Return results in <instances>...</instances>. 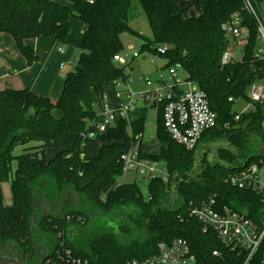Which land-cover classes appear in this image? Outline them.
Listing matches in <instances>:
<instances>
[{"label": "trees", "instance_id": "trees-1", "mask_svg": "<svg viewBox=\"0 0 264 264\" xmlns=\"http://www.w3.org/2000/svg\"><path fill=\"white\" fill-rule=\"evenodd\" d=\"M138 1L151 36L131 25L134 0H0V32L14 37L29 64L39 57L28 39L46 36L54 40L29 87L0 90V238L30 243L33 205L47 202L54 211L69 191L74 204V193L78 195L80 208L65 206L56 216H47L41 210L39 231L47 237L64 232L63 238L75 253L93 264L143 261L158 253L160 242L176 237L186 238L200 261L221 264L213 250L228 251L226 246L213 231L205 233L201 221L188 216L187 206L190 201L201 203L216 195L219 203L247 212L259 223L264 217V205L256 192L226 182L231 172L259 160L253 150V133H259L264 141L260 112L239 113L234 108L239 98L247 96L251 85L264 78V59L256 55L257 21L247 8L249 1L262 12L264 0H206L203 12L195 17H185L176 0ZM235 15L249 36L243 58L223 64L222 55L233 38L225 26ZM73 18L87 26L81 52L74 70L65 75L60 97L53 101L38 95L34 87L51 53L68 43ZM125 33L141 38V50L150 53L167 46L168 51L162 54L166 66L181 63L187 77L207 93L219 124L204 133L200 142L231 140L237 154L219 148L220 156L233 161L230 165L203 162L198 169L196 148L189 150L176 142L160 113L156 117V137L163 146L159 154L146 156L164 164L168 182L161 177L149 180L148 198L139 183H118L117 177L123 174L122 155L145 132L146 105L132 113L130 124L119 120L101 134L98 153L87 155L88 134L97 130L93 123L98 114L95 96L103 100L113 81L130 78L127 66L114 61V56L125 50ZM19 146L23 151L16 154ZM49 148L55 149L53 156L47 155ZM236 158L245 161L238 163ZM4 182H10V204H5ZM95 213L122 216L129 224L119 226V231H91L87 224ZM79 217L83 221H78ZM135 230L137 236L132 237ZM118 232L131 238L123 242ZM52 248L48 247V254Z\"/></svg>", "mask_w": 264, "mask_h": 264}, {"label": "built area", "instance_id": "built-area-1", "mask_svg": "<svg viewBox=\"0 0 264 264\" xmlns=\"http://www.w3.org/2000/svg\"><path fill=\"white\" fill-rule=\"evenodd\" d=\"M90 2L92 3L93 0ZM247 8L257 21L258 40L264 44V15L249 1H247ZM225 27L234 39L245 40L249 36L248 30L244 29L243 22L237 15ZM167 51L168 47L165 45L157 48L160 54ZM139 55L140 52L137 50L133 53L123 51L114 56V61L119 65L129 66L132 59ZM232 55L230 49L226 50L222 55V63H229L233 59ZM256 55L264 59V47L263 49L256 48ZM168 69L171 73L168 80L162 77L158 81H153L148 76H141L139 81L146 84V90L134 91L130 87L133 78L127 81H113L116 88L115 104L111 106L108 103L106 94L102 103L96 104L98 114L93 123L97 130L90 132L88 137L93 139L96 135L106 133L111 127L116 126L119 120H125L130 124L132 113L137 108L146 105L149 109L152 108L156 117L162 113L165 127L176 142L189 150L196 148L203 134L218 126V113L211 107L207 93L196 82L188 77L184 80L178 78V71L183 69L181 63H176ZM263 80L264 78L251 85L248 108L242 112L259 111L260 119L264 124ZM143 138L144 134H141L140 139H137L130 150L122 155L123 172L135 171L149 180L161 177L168 182L169 175L164 164L149 158L143 152ZM226 182L238 189L256 192L264 205V157L231 172ZM187 210L189 217L203 223L205 233L213 231L218 240L230 251L218 248L213 250V256L219 258L221 264H264V217L259 223L247 212H241L229 205L219 203L216 195H211L201 203L190 201ZM68 219H72V216H68ZM78 221L83 220L79 217ZM63 235L64 232L58 234L60 240L51 249V254H48L45 264H93L89 258L76 254ZM129 263L207 264L198 259L189 241L183 237H176L169 242H160L157 254L143 261L133 260Z\"/></svg>", "mask_w": 264, "mask_h": 264}, {"label": "rangeland", "instance_id": "rangeland-1", "mask_svg": "<svg viewBox=\"0 0 264 264\" xmlns=\"http://www.w3.org/2000/svg\"><path fill=\"white\" fill-rule=\"evenodd\" d=\"M261 11L264 15V3L261 5ZM76 20V18L72 19V22ZM79 20V19H77ZM81 22V21H78ZM131 25L133 28L137 29L138 31L142 32L146 36H151V28L148 22V19L146 17V14L144 13L140 2L138 0H134V6H133V18L131 20ZM122 39L125 44V50L126 52H131L137 50L140 52V55L136 58H133L132 63L126 67V71L130 74V79H132L130 83V87L134 91H141L146 90L147 86L145 83H142L139 81V78L141 76H148L153 81H158L162 77H165L167 80L169 79L171 73L166 66L167 60L166 58L160 54V53H150L145 50H141V44L142 39L139 37H135L130 33H125L122 36ZM245 40L242 39H233L230 40L229 49L232 51V57L234 60H241L243 58L244 53V43ZM133 45V46H131ZM63 47H67V45H64ZM264 44L260 41L257 43V49H263ZM76 48V53L74 60L71 64L67 65L65 68L66 74L69 71L74 70V66L78 62V57L80 55L81 49L80 47L74 46ZM187 77V73L185 70H179L178 71V78L181 80H184ZM264 83V80H263ZM115 91L116 88L114 85L110 86L108 90L106 91V99L110 104H113L115 101ZM248 95H250V89L247 90V96L239 98L235 103V110L237 112L245 111V109L248 108ZM95 103L97 105H100L102 103L101 98H96ZM156 116L153 114L152 108L149 109L148 117H147V125L144 132V138H143V144L142 148L144 151L148 153H160L162 149V142L159 141L156 137ZM252 139L254 140L252 142L253 144V150H256L259 144L262 142V137L259 133H253ZM102 143V135H96L93 139L89 140L87 143V154L88 156H95L98 153V149ZM227 148L232 150L237 154V148L234 146L233 142L231 140H228L227 138H216V139H209V140H203L199 142V144L196 147V161H197V168L200 169V166L203 164V162H207L210 164H224V165H230L231 161L228 158H224L223 156H220L219 154V148ZM23 151V147L19 146L15 149L16 154H20ZM47 155H52V149H47ZM54 155V153H53ZM52 155V156H53ZM237 162L244 163V159L236 158ZM16 163H14V166ZM118 183H132L137 182L141 186L145 198L149 197L148 192V183L149 179L144 177L143 175L135 172V171H127L123 172L122 175L117 177ZM3 191L5 196V202L11 203V192H10V182H4L3 183ZM40 201V200H39ZM40 203V202H39ZM67 204V205H66ZM65 206H68L70 208H77L79 205L76 203L74 204V199L72 197V194H68L66 201L63 205V209ZM83 208H86L85 205H81ZM61 210V212L63 211ZM39 211V217L41 214V209H38ZM37 224V223H36ZM126 219L122 216H109V215H102L98 216L96 218H90L87 224V228L91 231H100V230H116L119 231V226L121 225H127ZM137 230L132 231V237L137 236ZM119 233V232H118ZM41 239L39 240V238ZM119 238L123 242H127L131 237L128 234H122L119 233ZM34 240L35 243L38 244L39 242H43L44 246H48L50 248L54 247L58 241V236H45L44 233L39 231V226L35 227L34 230Z\"/></svg>", "mask_w": 264, "mask_h": 264}, {"label": "crops", "instance_id": "crops-1", "mask_svg": "<svg viewBox=\"0 0 264 264\" xmlns=\"http://www.w3.org/2000/svg\"><path fill=\"white\" fill-rule=\"evenodd\" d=\"M176 1L182 7V13L185 17H195L203 12V3L206 0ZM78 21L81 20L76 19L72 22L71 31L68 35V43L65 44L67 47L57 48L47 59L41 77L34 87L38 95L47 96L53 101H57L60 97L64 88L66 75L64 70L66 66L71 64L74 60L76 53V48H74V46L80 47L87 27L83 21ZM27 42L34 47L39 57V60L33 64L28 63L25 56L20 52L14 37L10 33L0 32V90L5 88L21 89L29 87L53 46L54 40L53 37L41 36L28 39ZM112 85L114 84L111 83L106 88V91ZM96 98L100 97L95 96V99ZM114 104L115 101L110 105L113 106ZM161 146H163V143ZM49 149H52L53 155L55 149ZM143 152L146 154H159L148 153L144 150Z\"/></svg>", "mask_w": 264, "mask_h": 264}, {"label": "flooded vegetation", "instance_id": "flooded-vegetation-1", "mask_svg": "<svg viewBox=\"0 0 264 264\" xmlns=\"http://www.w3.org/2000/svg\"><path fill=\"white\" fill-rule=\"evenodd\" d=\"M5 204L10 203L5 202ZM41 237L42 236H40L39 240L41 239ZM35 245L37 246L38 251H36L35 246L32 244L31 240L30 243L22 244L14 238H0V256H9L12 258L20 259L24 262V264H40L44 256L45 259L43 264H45L46 258L48 256V246H44V243L42 241L38 244L35 243Z\"/></svg>", "mask_w": 264, "mask_h": 264}, {"label": "water", "instance_id": "water-1", "mask_svg": "<svg viewBox=\"0 0 264 264\" xmlns=\"http://www.w3.org/2000/svg\"><path fill=\"white\" fill-rule=\"evenodd\" d=\"M263 127H264V124H263ZM255 153L259 157H264V143H261L258 145ZM69 193H70L69 191L64 193L63 197L61 198V200L57 206V208L54 211H51L50 206L47 202L36 203L33 205L34 212H33V218H32V222H31V226H30L29 236H30V240H31L32 244L35 246L36 251H38V248L34 242V230H35L36 223H37L38 217H39L38 209H41L42 211H44L45 215H47V216L58 215L61 212V210L63 209V205H64L66 198H67ZM74 196H75L77 204L79 205L78 208H80L79 197L76 193H74ZM90 216L92 218L98 217V216H100V213L91 214ZM41 256H43V255H41ZM44 259H45V257L43 256V260L40 264H43ZM0 264H24V262L20 259L12 258L9 256H0Z\"/></svg>", "mask_w": 264, "mask_h": 264}]
</instances>
